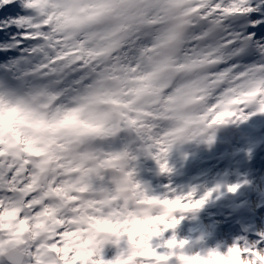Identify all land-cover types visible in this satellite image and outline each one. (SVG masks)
<instances>
[{
    "label": "snow or ice",
    "instance_id": "1",
    "mask_svg": "<svg viewBox=\"0 0 264 264\" xmlns=\"http://www.w3.org/2000/svg\"><path fill=\"white\" fill-rule=\"evenodd\" d=\"M179 2L0 0V264H264V164L257 156L255 185L249 174L227 179L234 166L248 168L233 159V149L251 156L252 139L218 152L214 167L222 175L214 182L171 180L179 143L201 137L211 149L213 126L264 116V99H256L264 83L244 97L258 105L255 112L226 108L191 131L194 121L183 111L191 87L162 98L160 78L171 61L154 56L140 34L159 22L150 8ZM210 18L240 43L229 57L251 47L248 60L264 58V0H235L227 8L215 0ZM211 31L197 30L186 57L217 51L196 44ZM239 67L225 64L218 75ZM37 73L54 86L39 104L12 84ZM62 97L69 103L53 106ZM102 103L112 107L90 108ZM142 117L176 126L153 139ZM146 159L169 177L160 194L139 177ZM215 201H222L217 215L202 225L212 243L188 252L179 227Z\"/></svg>",
    "mask_w": 264,
    "mask_h": 264
},
{
    "label": "clouds",
    "instance_id": "2",
    "mask_svg": "<svg viewBox=\"0 0 264 264\" xmlns=\"http://www.w3.org/2000/svg\"><path fill=\"white\" fill-rule=\"evenodd\" d=\"M221 4L225 8L235 6V0H221ZM166 7L169 10L163 11L162 9ZM214 8L215 0H180L178 4L171 7L154 6L149 9V14L157 16L159 22L140 34L142 42L152 49L154 56L162 55L171 61V70L163 73L160 78L163 86L162 98L167 99V96L175 93L177 89L191 87L193 94L183 109L184 113L194 121L189 131L205 128L218 113L226 108L255 112L258 105L246 103L244 97L246 93L255 89L257 84L264 83V58L251 61L247 59L253 48L249 47L248 52L242 57H229L228 54L239 47L240 43L239 41L233 43L224 28L213 23L210 17ZM209 28L212 29L209 35L197 40L196 44L202 48L211 45L217 51L208 57H186L185 53L192 45L197 30L207 31ZM69 42L76 41L73 39ZM218 56H223L224 60H218ZM233 61L240 67L224 72L222 76L218 75L223 72L225 64L231 66ZM252 63H256L257 67L250 68L249 65ZM12 84L20 95L37 104L46 102L41 94L51 91L54 87L49 79H41L38 73L25 77L22 81L14 80ZM256 99L257 101L264 99V87L260 88ZM66 103H69L67 97H62L54 101L53 106ZM111 107L109 103L90 106L98 110H108ZM154 107L159 108L160 105ZM141 123L150 126L148 130L153 139L157 135H165L173 126H176L175 122L169 119L149 120L147 117H142ZM209 132H215L217 136L216 144L211 149L200 142L201 137H197L195 140L179 143L171 156L189 159L193 155H198L202 158H211L221 150L232 148L234 141H243L246 146L247 141L252 139L255 147L251 156L244 153L241 160L248 166L249 176L255 185L256 177L253 173L260 171L253 167L257 156L264 164V116H254L243 124L229 122L225 126H213ZM261 176L264 177V173H261Z\"/></svg>",
    "mask_w": 264,
    "mask_h": 264
},
{
    "label": "rangeland",
    "instance_id": "3",
    "mask_svg": "<svg viewBox=\"0 0 264 264\" xmlns=\"http://www.w3.org/2000/svg\"><path fill=\"white\" fill-rule=\"evenodd\" d=\"M141 165H143L144 166V169H145V171H142V168L140 169V167H142V166H140L139 167V172H145L144 173V177H142V178H140L141 179V181L145 184V186L148 188V190L150 191V192H153L154 194H156V192L157 191H163L164 189H163V186L164 185H166V184H168L169 182H167V180H165L166 178H165V176H164V180L163 181H161V182H155L153 179H152V176H151V174H150V172H148V170H147V168H146V166H145V164H144V161H142L141 162ZM155 184V187L152 185V184ZM181 237H183V238H185V233L183 232V233H178ZM210 235V234H209ZM211 236V235H210ZM212 241V240H211ZM223 241H221V240H219V239H217L216 241H215V243H222ZM208 243H209V241H208ZM212 243V242H211ZM187 251L188 252H193V251H196L195 250V245L193 244V243H190L189 245H188V247H187Z\"/></svg>",
    "mask_w": 264,
    "mask_h": 264
},
{
    "label": "bare ground",
    "instance_id": "4",
    "mask_svg": "<svg viewBox=\"0 0 264 264\" xmlns=\"http://www.w3.org/2000/svg\"><path fill=\"white\" fill-rule=\"evenodd\" d=\"M198 156V155H197ZM176 156H172V160L170 161V164L174 167V160H175ZM202 159V157L199 156V160H197V163H200V160ZM201 169H203L205 172L209 170V167L207 166H202ZM144 173L145 172H139V177L142 178L144 177ZM209 176L211 177L212 182H214L215 179H217V173L214 172V170H212L209 174Z\"/></svg>",
    "mask_w": 264,
    "mask_h": 264
}]
</instances>
